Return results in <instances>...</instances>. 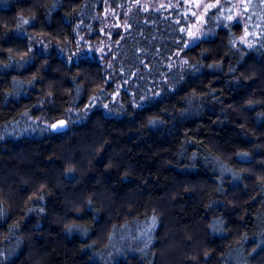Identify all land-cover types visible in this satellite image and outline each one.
Listing matches in <instances>:
<instances>
[{
	"label": "trees",
	"instance_id": "trees-1",
	"mask_svg": "<svg viewBox=\"0 0 264 264\" xmlns=\"http://www.w3.org/2000/svg\"><path fill=\"white\" fill-rule=\"evenodd\" d=\"M104 1L0 0V132L28 117L69 118L113 91L108 70L126 75L114 116L94 108L60 131L0 137L3 264H264V4L252 0L230 28L211 19L190 49L179 43L187 15L147 6L132 11L108 62L52 50L15 66L29 54L21 19L73 44L78 23L97 27ZM224 8L235 14L232 2ZM246 25L251 48L239 41Z\"/></svg>",
	"mask_w": 264,
	"mask_h": 264
},
{
	"label": "rangeland",
	"instance_id": "rangeland-1",
	"mask_svg": "<svg viewBox=\"0 0 264 264\" xmlns=\"http://www.w3.org/2000/svg\"><path fill=\"white\" fill-rule=\"evenodd\" d=\"M231 2L234 4V6L238 4V0H231ZM147 6H153L155 9L160 7H164L166 10L179 9V14L184 13L188 16L189 23L187 26H191L195 22V17L189 14V4L187 2L177 4V0H139V3H137V0H117L116 5L112 7L108 2L106 3L105 0L103 2L101 13L96 14L94 19H92V21H95L97 27L84 25L81 22L78 23V27L76 29V39L75 43L73 44H69L67 42L59 44L47 35L31 33L27 30V24H23V21L27 19H21L18 24V26L22 25V27L19 28L21 32L19 35L25 36L28 39L29 48H31V52L28 54V56L24 57V59L30 62L33 58L34 52L49 54L53 50L59 55L63 56L68 62L78 61L81 57L93 56H97L101 60H105L110 54V59L106 61L108 62L112 59L111 53L113 52L114 47L118 44V41L128 36V31L130 28L128 21L133 14L132 11L142 9ZM242 9L243 5H239L238 7L234 8V11H242ZM192 11L199 15L202 9H198L195 5H192ZM201 27L205 31V24ZM245 40L247 41V36L245 37ZM101 49H103V51H100ZM20 60L21 59L15 61V66H19L17 62ZM174 61H183L181 52L179 56L176 55ZM108 68L110 67L108 66ZM114 70V68L108 70L107 74L109 81H111L114 76L116 78L114 79L115 81L113 84V91H109L107 88H105V90L102 89L99 91V93L93 95L86 104H91V107L85 109L84 106L80 111L73 110L71 116L66 119L64 118L63 120L69 121L68 123H70V121L78 123L84 120L94 108H101L111 116L118 114L121 109V90L125 89L126 87V80H123V78L125 79L126 75H124L122 72L121 73L123 76H121L120 73L116 75ZM111 74L115 75L111 76ZM105 105L108 107L105 108ZM53 123L54 122H47L44 115H41L39 118L37 117L35 119L28 117L27 120L21 121V123L15 124L13 122L10 126L2 128L1 132L3 133L0 135V137L2 136V138H4L6 136H14L17 133L21 134L23 132H35L37 129L40 130L43 127L46 129H51L50 125ZM68 123L66 127L52 131L66 129L68 127ZM37 211L42 213L41 209H38ZM148 226H152L151 222L148 223ZM152 228H154V226ZM134 236L137 238V242H140L146 236V230H139ZM112 248L113 246L110 247V249Z\"/></svg>",
	"mask_w": 264,
	"mask_h": 264
},
{
	"label": "snow or ice",
	"instance_id": "snow-or-ice-1",
	"mask_svg": "<svg viewBox=\"0 0 264 264\" xmlns=\"http://www.w3.org/2000/svg\"><path fill=\"white\" fill-rule=\"evenodd\" d=\"M183 2H187L189 4V14L193 17H195V22L191 25V26H181L180 28V32L181 33H185L187 35V39H183L181 38V40L179 41V43H183L184 48H192L193 46L197 45L198 42L201 41L202 37H206L208 36L212 30L209 29L208 31H204L202 29V25L208 23L211 19H215L218 24L220 26H222L223 28H230L233 24H238L239 23V19L241 16H243L245 13H247L249 11L248 5H250L252 3V0H238V4L234 7H238L239 5H243V9L242 11H237L235 12V14H229L225 16V8H224V4L225 3H231V0H177V4H181ZM137 3H139V0H137ZM260 3L264 4V0H260ZM192 5H195L196 8L198 9H202V11L199 13V15H197L196 12L192 11ZM174 7V5H173ZM145 11H147V8H145ZM229 12H232L233 9L229 8L228 9ZM185 20L188 19V16L184 17ZM249 20H251V17H248ZM224 20H227L229 23L225 24L223 23ZM31 23V19L29 20H24L23 24H30ZM177 23H180L179 21H177ZM22 27L18 26V28ZM257 27H260L259 25H257ZM248 35V31H247V25L245 26V33L244 36L240 37V43L244 44L246 43L247 46L249 48L253 47V44L250 42H247L245 40V37ZM233 46H236V42L233 41ZM184 49H181V51H183ZM91 51V50H90ZM100 51H103V49H101ZM31 52V48H29V53ZM75 55V54H74ZM177 56L180 55V52L176 53ZM11 59V58H9ZM29 61L24 59L23 57L21 58V60L18 63L19 66H23L24 64H27ZM183 63L185 65L188 64L187 61H183ZM10 65L5 64L2 67L3 68H7ZM189 67L191 68V70L193 72H197L199 71V67L197 65H189ZM209 68H214L217 67L216 64H210L208 65ZM36 78L34 77L33 80H35ZM14 83H19L22 84L23 82H16L14 81ZM33 81L30 80L28 81V84H32ZM49 95H51V93H49ZM161 95V93H153L152 96H142L140 99L141 101H148L151 99H154L155 97ZM94 99V98H93ZM251 104V102H250ZM92 105H85V109L91 107ZM137 107L143 108L145 105L144 103H138L136 105ZM108 106L105 105V108H107ZM26 114V113H25ZM160 121L157 119H150L149 123L150 124H157ZM68 121L66 120H60L57 123L51 124L50 127L52 130H59L62 129L64 127H66ZM239 157L243 158L247 156V153H238L237 154ZM197 158V154L194 152L191 159L193 161H195ZM192 166H195L194 164ZM71 171V170H69ZM225 171H227V169H225ZM41 199L43 198L42 196L40 197ZM90 203V202H89ZM4 215V210L2 208H0V217H2ZM153 219V224L152 226L149 227V231L151 230V227L154 226L155 224V217L152 218ZM79 228V225H71L69 227V231L73 230V229H77ZM253 251H255V249H253ZM9 255H11V252H9ZM6 257L4 256L3 252H0V264H3V260H5Z\"/></svg>",
	"mask_w": 264,
	"mask_h": 264
},
{
	"label": "water",
	"instance_id": "water-1",
	"mask_svg": "<svg viewBox=\"0 0 264 264\" xmlns=\"http://www.w3.org/2000/svg\"><path fill=\"white\" fill-rule=\"evenodd\" d=\"M62 120H63V119H62ZM59 121H60V120H59ZM57 122H58V121H56V122H54V123H57ZM54 123H53V124H54Z\"/></svg>",
	"mask_w": 264,
	"mask_h": 264
}]
</instances>
